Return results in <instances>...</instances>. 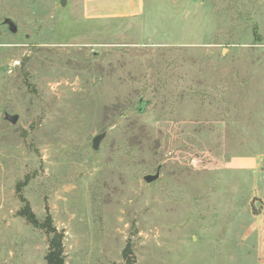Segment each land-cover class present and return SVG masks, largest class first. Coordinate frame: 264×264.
<instances>
[{
    "label": "rangeland",
    "instance_id": "obj_1",
    "mask_svg": "<svg viewBox=\"0 0 264 264\" xmlns=\"http://www.w3.org/2000/svg\"><path fill=\"white\" fill-rule=\"evenodd\" d=\"M100 1L0 0V264H262L264 0Z\"/></svg>",
    "mask_w": 264,
    "mask_h": 264
},
{
    "label": "trees",
    "instance_id": "obj_2",
    "mask_svg": "<svg viewBox=\"0 0 264 264\" xmlns=\"http://www.w3.org/2000/svg\"><path fill=\"white\" fill-rule=\"evenodd\" d=\"M22 214L34 225L41 226L46 229L48 233L51 234L49 250L46 254L47 264H66L64 258L63 244H62V234L57 231L51 224L50 218L48 217L44 223L39 222L35 214L29 208L27 203L22 209Z\"/></svg>",
    "mask_w": 264,
    "mask_h": 264
},
{
    "label": "water",
    "instance_id": "obj_3",
    "mask_svg": "<svg viewBox=\"0 0 264 264\" xmlns=\"http://www.w3.org/2000/svg\"><path fill=\"white\" fill-rule=\"evenodd\" d=\"M65 1L66 0H62V4H64ZM4 23L7 25L8 30H10L12 33H16L18 31V26L13 19L6 18L4 20ZM4 118L6 120L10 121L12 124H16L18 122L20 116L17 113H10L8 111H5L4 112ZM106 135H107L106 131H104L102 133H98L97 135H95L93 137V140H92V148L95 150H98L100 148L101 142L106 137ZM159 177H160V171L157 170V172L155 174L145 175L144 179L148 183H152V182L156 181Z\"/></svg>",
    "mask_w": 264,
    "mask_h": 264
},
{
    "label": "crops",
    "instance_id": "obj_4",
    "mask_svg": "<svg viewBox=\"0 0 264 264\" xmlns=\"http://www.w3.org/2000/svg\"><path fill=\"white\" fill-rule=\"evenodd\" d=\"M87 1L90 6L100 7V5H102V7H105V3L101 2L100 0H87ZM128 6H130V9L126 11L127 12L126 14L138 15L139 13H142V10L144 9L143 0H132L128 4ZM244 162H245V165H248L249 167H254L258 165V163H256L254 160L250 158L246 159ZM261 262L262 264H264V259H262Z\"/></svg>",
    "mask_w": 264,
    "mask_h": 264
}]
</instances>
